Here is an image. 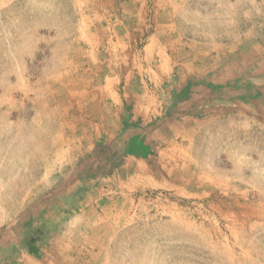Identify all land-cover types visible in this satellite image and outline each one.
Returning a JSON list of instances; mask_svg holds the SVG:
<instances>
[{"label":"rangeland","instance_id":"1","mask_svg":"<svg viewBox=\"0 0 264 264\" xmlns=\"http://www.w3.org/2000/svg\"><path fill=\"white\" fill-rule=\"evenodd\" d=\"M0 264H264V0H0Z\"/></svg>","mask_w":264,"mask_h":264}]
</instances>
